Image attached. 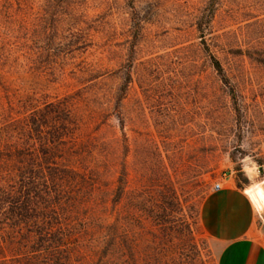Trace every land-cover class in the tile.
Returning <instances> with one entry per match:
<instances>
[{
	"label": "rangeland",
	"instance_id": "1",
	"mask_svg": "<svg viewBox=\"0 0 264 264\" xmlns=\"http://www.w3.org/2000/svg\"><path fill=\"white\" fill-rule=\"evenodd\" d=\"M68 95L109 146L98 217L127 264H216L205 198L243 190L245 157L264 177V0H0V148Z\"/></svg>",
	"mask_w": 264,
	"mask_h": 264
},
{
	"label": "trees",
	"instance_id": "2",
	"mask_svg": "<svg viewBox=\"0 0 264 264\" xmlns=\"http://www.w3.org/2000/svg\"><path fill=\"white\" fill-rule=\"evenodd\" d=\"M77 105L74 95L45 102L22 123L26 139L0 148V264H127L125 237L117 245L98 217L110 209L98 170L110 149L88 132L95 111L85 119Z\"/></svg>",
	"mask_w": 264,
	"mask_h": 264
},
{
	"label": "crops",
	"instance_id": "3",
	"mask_svg": "<svg viewBox=\"0 0 264 264\" xmlns=\"http://www.w3.org/2000/svg\"><path fill=\"white\" fill-rule=\"evenodd\" d=\"M242 192L226 186L211 192L203 202L205 230L218 246L216 264H264L256 214Z\"/></svg>",
	"mask_w": 264,
	"mask_h": 264
},
{
	"label": "clouds",
	"instance_id": "4",
	"mask_svg": "<svg viewBox=\"0 0 264 264\" xmlns=\"http://www.w3.org/2000/svg\"><path fill=\"white\" fill-rule=\"evenodd\" d=\"M242 163V171L248 180L242 194L248 199L252 211L259 217L264 216V177L261 176V165L251 157H245ZM220 185L217 184L216 188Z\"/></svg>",
	"mask_w": 264,
	"mask_h": 264
},
{
	"label": "built area",
	"instance_id": "5",
	"mask_svg": "<svg viewBox=\"0 0 264 264\" xmlns=\"http://www.w3.org/2000/svg\"><path fill=\"white\" fill-rule=\"evenodd\" d=\"M217 184H219L220 185V187L219 188H216V185ZM220 189H222V184L220 183V182H218V183H215L214 185H213V187H212V190L213 191H218V190H220Z\"/></svg>",
	"mask_w": 264,
	"mask_h": 264
}]
</instances>
